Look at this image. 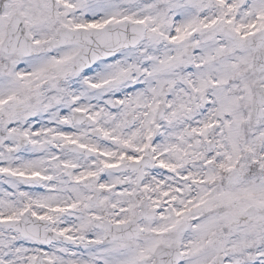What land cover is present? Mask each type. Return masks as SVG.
I'll list each match as a JSON object with an SVG mask.
<instances>
[{"label":"snow or ice","instance_id":"obj_1","mask_svg":"<svg viewBox=\"0 0 264 264\" xmlns=\"http://www.w3.org/2000/svg\"><path fill=\"white\" fill-rule=\"evenodd\" d=\"M0 264H264V0H0Z\"/></svg>","mask_w":264,"mask_h":264}]
</instances>
